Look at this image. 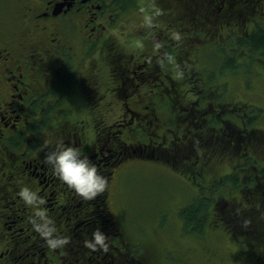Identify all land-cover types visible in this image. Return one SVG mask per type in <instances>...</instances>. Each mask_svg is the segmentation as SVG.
I'll return each mask as SVG.
<instances>
[{"label":"flooded vegetation","instance_id":"flooded-vegetation-1","mask_svg":"<svg viewBox=\"0 0 264 264\" xmlns=\"http://www.w3.org/2000/svg\"><path fill=\"white\" fill-rule=\"evenodd\" d=\"M252 1L0 0V264H149L137 257L114 193L121 149L160 152L153 137L133 142L148 128L162 138L163 115L183 99L186 54L195 49L208 69L209 52L228 54V24ZM154 6L161 14L145 24ZM211 72L198 71L203 81ZM58 144L95 163L104 193L85 199L54 174L45 156ZM24 185L44 198L56 233L68 238L63 247H47L33 229L34 210L18 196ZM97 229L105 245L87 246Z\"/></svg>","mask_w":264,"mask_h":264},{"label":"trees","instance_id":"trees-1","mask_svg":"<svg viewBox=\"0 0 264 264\" xmlns=\"http://www.w3.org/2000/svg\"><path fill=\"white\" fill-rule=\"evenodd\" d=\"M249 7L246 18L252 17V12H260L256 16L260 20L254 28L250 30L232 21L234 24L228 25V54L223 48H218L217 53L227 58L223 65L226 70L240 68L236 58L240 53H245L242 58L253 63L260 61L264 66V0H254ZM252 20L256 18L250 22ZM197 55L195 49L186 54L192 65L185 72L190 84L195 85L188 93H196V99L190 101L183 98L182 105L171 101V110L163 115L169 125L162 138L154 136V129L148 128L144 131L148 138L140 136L133 143H147L153 137L154 146L160 147L161 153L149 151L141 156L170 163L174 170L187 176L194 184H197L196 179L205 178L203 165L211 158L220 156V159H227L231 171L213 180L211 178L208 185L199 180L197 195L180 210L179 219L186 233L196 236L204 234L209 225L223 227L229 237L240 245L246 257L254 264H264V131L256 127L264 109L239 102H221L219 97L215 100L211 98L214 92L202 88L204 81L197 70ZM222 111L226 114L220 116ZM164 138L168 141L167 145L163 143ZM163 150H167L166 155ZM121 151L120 168L127 159L136 155L131 149ZM163 155L168 158L164 159ZM141 256L137 252V257ZM147 260L149 264H161Z\"/></svg>","mask_w":264,"mask_h":264},{"label":"rangeland","instance_id":"rangeland-1","mask_svg":"<svg viewBox=\"0 0 264 264\" xmlns=\"http://www.w3.org/2000/svg\"><path fill=\"white\" fill-rule=\"evenodd\" d=\"M259 13L252 12V17L241 16L234 21L252 30L260 20V17H256ZM254 17L256 20L250 22ZM215 42L218 43L219 39L216 38ZM242 54L245 55L237 54V65L240 68L236 71L224 69L223 55L217 52H209L207 55L209 69L202 68L204 65L198 56L197 70L200 74L204 70V74L208 75L209 70H212L210 79L204 81L202 88L214 92L216 97L222 99L221 102H239L255 109H264V66L260 61L253 63L242 58ZM177 81L183 98L195 100L196 93H188L195 85L184 78ZM184 91H187L186 94H183ZM75 102L85 111L82 99L76 98ZM259 117L256 127L264 131V115ZM158 132L162 134L163 129ZM149 151L150 148L143 156ZM138 153L127 159L121 168L119 165L114 193L118 194L123 224L129 238L136 244L139 255L161 264H254L242 254L240 245L230 239L223 227L209 225L204 234L196 236L186 233L179 219L180 210L197 195L199 180L208 185L211 178L213 180L231 171L227 159H220V156L211 158L203 165L205 178L196 179L197 184H194L187 176L174 170L170 163L145 158ZM163 154L166 155V152ZM162 157L168 158L164 155Z\"/></svg>","mask_w":264,"mask_h":264},{"label":"clouds","instance_id":"clouds-1","mask_svg":"<svg viewBox=\"0 0 264 264\" xmlns=\"http://www.w3.org/2000/svg\"><path fill=\"white\" fill-rule=\"evenodd\" d=\"M159 7H153L152 11L144 17L145 24H151L155 17L161 14ZM175 38L179 39V33H175ZM157 48L160 45H155ZM169 63L174 61V57L166 54ZM179 77L183 76L182 71H178ZM45 160L51 165L54 174L69 187L74 189L81 197L93 199L105 192L108 180L99 171L95 163L87 156L81 154L78 147L72 145L58 144L51 152L47 153ZM18 196L22 202L34 210V215L30 218L33 229L43 238L44 243L51 249H58L68 243V238L56 233L55 222L48 215L47 210L42 207L44 198L32 187L24 185L20 187ZM106 235L101 229H97L92 234V239L85 241L89 247L104 246Z\"/></svg>","mask_w":264,"mask_h":264}]
</instances>
